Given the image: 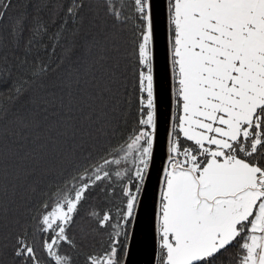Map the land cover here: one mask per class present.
Wrapping results in <instances>:
<instances>
[{"label": "snow or ice", "instance_id": "1", "mask_svg": "<svg viewBox=\"0 0 264 264\" xmlns=\"http://www.w3.org/2000/svg\"><path fill=\"white\" fill-rule=\"evenodd\" d=\"M11 4L6 0L2 9ZM104 5L114 22L135 29L136 127L122 143L107 146L118 65L82 80L83 61L73 45L65 50L63 67L33 60L19 79L11 73L0 78L10 99L25 105L16 118L19 130L9 137L11 148L0 140V226L11 212L7 175L15 177L13 189L35 192L37 180L60 172L48 197L52 203L41 202L34 227L24 228L19 219L12 225L20 228L12 250L16 264H42V259L75 264L65 249L78 251L72 229L94 190L115 198L111 206L89 213L109 239L102 251L85 256V264H128L163 115L154 0H131V17L118 0ZM84 6L83 0H69L64 14L73 20ZM166 7L165 67L174 112L167 121L168 154L153 213L154 258L157 264H223L225 259L264 264V0H166ZM26 26V17H18L13 30ZM50 76L57 82L46 84ZM38 83L43 86L34 90ZM5 117L7 110L0 109V119ZM101 141L103 148L97 147ZM6 151L12 155L11 173ZM233 248L237 253L228 258Z\"/></svg>", "mask_w": 264, "mask_h": 264}, {"label": "trees", "instance_id": "2", "mask_svg": "<svg viewBox=\"0 0 264 264\" xmlns=\"http://www.w3.org/2000/svg\"><path fill=\"white\" fill-rule=\"evenodd\" d=\"M5 2L6 0H0V10L6 12V19L0 20V74H3L0 78L7 79V74L11 73L13 79H19L21 74L27 73L33 60L50 65L60 62L63 67L68 63L65 50L73 45L81 54L77 58L78 61H83L82 80L87 79L90 74L99 76L108 65H118L119 92L116 96L115 115L110 117L111 134L107 146L122 143L136 127L135 29L132 23L125 26L119 21L114 22L105 12L104 0H83L85 6L81 9L80 16L73 20H69L64 14L69 0H12L10 8L2 9ZM118 7L132 16L131 0H118ZM18 17L27 19V26L22 31L13 30ZM62 21L67 23L62 24ZM38 23L41 26L39 31ZM44 26L47 27L46 32L43 31ZM105 35L109 37L108 40L102 39ZM113 42L115 49L112 47ZM102 55L110 57L107 63L100 60ZM57 73L63 75L59 69ZM56 82L55 76H50L45 81L46 84ZM42 86L38 83L34 85V90ZM34 94L37 92L34 91ZM11 96L12 92L8 88L0 87V109L7 110V117L0 119V140L3 141L5 149L11 148L9 137L11 133L19 130L20 122L16 118L25 110L24 103L10 99ZM104 146V141L97 145L99 148ZM4 160L9 165L6 171L11 173L13 161L10 152H5ZM5 179L9 184L5 200L11 212L4 226H0V264H16L12 250L14 236L20 228H13L12 225L19 219L24 228L34 227L36 223L34 217L41 211V202L52 203L48 197L58 187L60 172L54 170L37 180L32 185L36 188L35 192L31 188L27 191L23 188L13 189L11 187V184L15 183L13 175H7ZM109 206L110 193L94 190L89 202L81 208L76 226L72 229V238L78 245V251L65 249L75 257V264H85V256L89 253H98L107 246L109 232L99 229L95 218L90 217L89 213L101 211ZM236 253L237 249L233 248L227 253V257L234 258ZM42 264H46L43 259ZM223 264H229V259H225Z\"/></svg>", "mask_w": 264, "mask_h": 264}, {"label": "water", "instance_id": "3", "mask_svg": "<svg viewBox=\"0 0 264 264\" xmlns=\"http://www.w3.org/2000/svg\"><path fill=\"white\" fill-rule=\"evenodd\" d=\"M155 44L157 53V76L160 93V110L162 115L159 144L155 153L150 181L147 184L139 219L135 225V237L130 241L128 264H157L153 254V213L157 202L163 168L166 166L168 138L166 129L168 117L174 112L170 102V80L165 67V49L167 35L166 0H154Z\"/></svg>", "mask_w": 264, "mask_h": 264}, {"label": "rangeland", "instance_id": "4", "mask_svg": "<svg viewBox=\"0 0 264 264\" xmlns=\"http://www.w3.org/2000/svg\"><path fill=\"white\" fill-rule=\"evenodd\" d=\"M114 198H115V197L113 196V194L110 193V201H112ZM118 202H119V201L117 200V203H118Z\"/></svg>", "mask_w": 264, "mask_h": 264}]
</instances>
